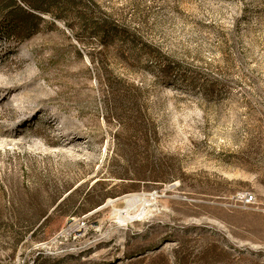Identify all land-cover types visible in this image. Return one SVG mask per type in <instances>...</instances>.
Listing matches in <instances>:
<instances>
[{"label":"rangeland","instance_id":"1","mask_svg":"<svg viewBox=\"0 0 264 264\" xmlns=\"http://www.w3.org/2000/svg\"><path fill=\"white\" fill-rule=\"evenodd\" d=\"M76 6L0 38V264H264V0Z\"/></svg>","mask_w":264,"mask_h":264},{"label":"trees","instance_id":"2","mask_svg":"<svg viewBox=\"0 0 264 264\" xmlns=\"http://www.w3.org/2000/svg\"><path fill=\"white\" fill-rule=\"evenodd\" d=\"M76 1L77 0H0V38L6 37L8 40L14 39L17 41L30 38L38 31L40 23L45 20L44 15H55L58 18H62V15L57 13L62 10H72L76 14H81L82 12H79L76 6ZM125 94L126 95H120V97H118L119 95L114 96V98L118 97L122 109H126L122 112L126 111L128 113L136 111V106H138L139 103L134 102L131 92H125ZM115 101L117 102V99H115ZM121 120H125V117H121ZM134 120L136 122L140 120L142 124L148 121L143 115H141L140 118H134ZM134 120H132L130 116H126V127L128 128L130 122ZM123 126H125V123L122 121V127ZM70 189L72 188L55 196L53 204L58 205L52 212H50L52 209L51 206L45 208L41 207L35 212H30V206L22 203L14 204L13 213L19 218V222L27 223L23 237L25 234L31 233L32 237L36 236L39 228L42 226L46 227V234L50 236L58 226V223L53 220L55 214H72L73 210V213L77 214L88 202L94 203V198L92 199L93 190H89L82 201L76 200L72 202L75 192L79 188L73 190L67 197L61 200ZM109 196L110 195L107 194L99 201H95L91 209L104 203ZM26 209H29V212L32 213L29 219H23L24 216L22 217V215L26 214ZM39 224L40 226L37 227Z\"/></svg>","mask_w":264,"mask_h":264},{"label":"built area","instance_id":"3","mask_svg":"<svg viewBox=\"0 0 264 264\" xmlns=\"http://www.w3.org/2000/svg\"><path fill=\"white\" fill-rule=\"evenodd\" d=\"M245 198L247 202H252L254 200V195L251 193H246Z\"/></svg>","mask_w":264,"mask_h":264}]
</instances>
